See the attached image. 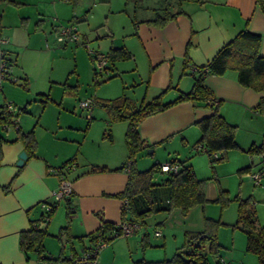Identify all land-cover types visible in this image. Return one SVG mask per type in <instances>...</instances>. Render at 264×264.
<instances>
[{"label": "crops", "instance_id": "1", "mask_svg": "<svg viewBox=\"0 0 264 264\" xmlns=\"http://www.w3.org/2000/svg\"><path fill=\"white\" fill-rule=\"evenodd\" d=\"M9 1L18 5L34 4L37 12L32 15L34 10L25 9L24 13H13L9 2L0 0V29L9 39L5 48L16 57L14 73L21 78L19 83H3L0 105L9 101L22 108L20 132L34 129L37 145L34 151L28 152L22 141L11 142L19 131L5 130L0 123V264H46L45 257L65 258L91 246V235L104 221L117 224L124 220V198L120 194L129 179V171L124 167L129 154L125 139L128 122L109 120L110 112L103 103L126 97L132 104H140L163 92V100L170 101L181 92L190 91L194 84L193 67L206 65L245 27L262 35L260 52L264 55V11L256 0H172L173 12H180L164 26H158L146 20L161 8L164 0H141L140 7L135 0H100L99 4L98 0ZM97 14L102 21L96 19ZM65 21H74L78 26L80 43L62 46L65 52L74 49L75 60L82 53V59L89 62L88 53L85 54L81 46L83 41H93L92 48L106 53L112 48H123L128 53L127 58L112 62L109 79L105 80L108 76L97 77L100 82L108 81L106 91L102 90L105 84L81 98L94 100L88 122L68 111L71 100L79 93V80L72 88L64 87L57 104L52 90L61 82L53 79L52 66L41 65L36 59L43 53L52 55V51H63L56 45L50 48L48 35L52 36L56 26ZM77 68L76 63L73 71ZM92 73L91 79L95 80L94 69ZM78 76L80 78L81 73ZM206 83L221 99V114L229 123L237 125L239 147L228 150L223 160L212 165L210 155L196 149L201 136L196 121L212 114L214 107L206 102L185 100L142 121L140 135L155 144L151 147L154 151L149 153L155 154L157 161L145 158V149L136 154L135 166L145 170L155 163L186 160L198 178L206 179L205 193L209 201H217L224 191V206L238 216L240 199L250 198L258 223L264 225V179L257 184L249 175L258 171L264 160L262 155L247 152L252 143L260 142L264 136V110L257 107L264 93L240 83L237 72L232 70L224 75H209ZM52 103L59 105L55 106L56 111L52 110ZM97 118L102 120L98 129H104L105 136L91 135L94 147L93 156H89L84 145L89 142V130ZM22 151H26L27 158L19 165ZM59 171L72 182L73 193L62 199L64 202H59L56 209L47 214V219L42 203L54 202V192L61 181ZM222 178H229L228 182L239 178L236 194ZM9 184L11 190L5 191L3 187ZM157 189L162 197H168L167 187ZM164 213L147 217L133 235L111 240L100 251V262L150 264L170 258H164L158 247L166 244L164 221H156L155 226L149 221L156 214ZM207 215L205 217H214ZM32 222L46 229L42 254L37 250L25 251L20 245L21 232L30 229ZM151 229L155 236H161L160 242L152 237ZM187 230L202 229L189 227L183 235ZM157 231L161 234L156 235ZM241 242L240 253L235 252L233 244L230 252L220 250L219 257L231 264H247L248 256V264H258L255 252L241 254ZM211 259L215 264L218 258Z\"/></svg>", "mask_w": 264, "mask_h": 264}, {"label": "trees", "instance_id": "2", "mask_svg": "<svg viewBox=\"0 0 264 264\" xmlns=\"http://www.w3.org/2000/svg\"><path fill=\"white\" fill-rule=\"evenodd\" d=\"M256 3L264 11V0H256ZM135 4L139 7L142 6L141 0H135ZM179 12H173L172 0H164L161 8H157L153 16L146 21L164 26ZM261 41V34L245 27L231 41L223 45L206 65L193 67V87L188 92H181L173 100L164 101L163 92L152 100L140 104H132L126 97L103 103L110 112L111 121L126 120L128 122L125 139L129 150L127 163H131V168L126 187L120 194L127 202L126 207L123 205L124 220H135L143 224L147 217L155 213L170 212L179 208L184 214H187L194 206L209 201L205 193L206 179L198 178L193 166L186 160L170 161L178 164L179 170L176 172L162 171L161 165L158 163L145 170H139L135 166L136 154L155 145L141 137L139 127L146 117L181 101L206 102L214 107V112L196 121L201 129L198 144L206 147L212 165L223 160L228 150L239 147L236 140L237 125L229 123L221 114L219 109L221 99L217 98L214 90L207 85L206 78L209 75H224L228 71H236L240 83L264 93V55L260 52ZM107 54L110 72L113 61L128 57V53L123 48H112ZM188 63L186 58V65ZM94 70L96 74L102 73L95 67ZM110 76L111 73L105 80L109 79ZM101 82L96 78L95 83ZM257 107L264 110V95ZM14 141H22L28 152L36 149L37 141L34 129L28 132H20L19 130L17 137L11 142ZM1 142L0 138V154ZM215 152L218 153V157L214 156ZM247 152L253 155H262L264 160V136L260 142L252 143ZM159 173H164L165 176L157 180L156 177ZM160 186L168 188V197L164 198L159 194L161 191L157 188ZM3 188L5 191H10L11 185ZM223 193L224 191H221L217 201H223ZM57 204V202L54 204L51 212L56 209ZM216 224L217 221L214 219L205 217V228L203 230H187L185 232L186 242L178 248L173 256L163 260L151 261L150 264H213L211 257L218 258L215 264H220L221 244L217 239ZM240 225L247 232L248 249L258 255V264H264V225L258 223L254 202L250 198L239 201L238 219L235 226ZM114 226L115 224L111 222L104 221L103 223L105 231ZM45 234V228H39L35 222H32L30 229L21 232L20 245L25 251L37 250L38 253L42 254ZM93 240L92 234L91 241ZM45 258L53 261L63 260V257L49 256Z\"/></svg>", "mask_w": 264, "mask_h": 264}, {"label": "rangeland", "instance_id": "3", "mask_svg": "<svg viewBox=\"0 0 264 264\" xmlns=\"http://www.w3.org/2000/svg\"><path fill=\"white\" fill-rule=\"evenodd\" d=\"M4 1L9 2L11 9L14 8L12 9L13 13H15L16 11H22V13H24L25 9L27 11L34 10V12H32L33 13L32 15H34V13L37 12L34 4L28 3V4L18 5V4L10 3L9 0H4ZM97 3L99 4L101 3V1L98 0ZM96 19L98 21H102V17H100V14H97ZM53 22L54 24H56L57 21H55L53 18ZM48 36H50L49 37L50 45H51L50 48L54 49L55 45L59 47H62L64 45L56 40L55 30L52 33V36L51 35H48ZM91 42L89 41L87 43H89L91 47H94L93 44H91ZM81 46L85 50L86 52L85 54H87L88 52L84 44H82ZM62 50L63 51H58L57 53L52 51V55L43 53L41 56H38V58H36L37 62L41 65L43 64L44 66H47V65L52 66V77H54L53 79H58L61 82V84L54 85V90H52V97L56 99L54 102H57V104L58 102L61 101L60 98L63 94L62 91L64 87L65 89L67 88V86L72 88V85H75V86L77 85V79L79 80L78 82L79 88H80L79 93L77 94V96H75L76 97L75 99L71 100V106L68 108L69 109L68 111L74 115L82 116L86 120V122H88L90 119L89 115L91 114L90 113L91 111L84 109L80 106V101L82 100L81 98H83V96H85L88 93H95V91H97L98 89L100 90L102 88L101 87L102 85H105V84L107 85L108 81L101 82V83H95V80L98 76L107 77L108 74L105 72H102L100 74L95 73V80H92L91 73L94 69V64L89 54H87L88 56L87 59L89 61L87 62L86 60L82 59L81 57L82 53L79 54V57L77 58V60H75L76 58L74 57L75 54L73 52L74 51L73 48L71 49L73 50L72 52H65L63 47H62ZM76 63H77L78 68L74 72L73 68ZM78 73H81L80 78L78 76ZM69 77H70L69 82L65 83V81ZM128 79L129 77H126L127 81ZM114 82L116 84V81ZM106 88H108V85L104 86V89L102 90L106 91ZM68 104L69 103H67V105ZM55 106H59V105H56V103H52V110L56 111L57 109L55 108L57 107ZM110 117L108 116L109 120H111ZM94 121H95L94 126L90 127V130H89V133H90L89 142L85 143L86 145H84L86 153L89 156H93L92 150L94 147V145H92L91 135L93 137H96L100 134V137L102 138L105 136V130L104 129L101 130V128L98 129V127L100 126L98 124H100L102 120L100 118H97ZM112 122H115V121H112ZM148 150L149 149L145 151L144 157L147 158L148 160L157 161L156 155L149 153ZM73 162L75 161L73 160ZM142 167L148 168L149 166H142ZM164 176H165L164 173H159L157 175V177H164ZM228 179L229 178H222V181L225 184L229 183L234 189V193L236 194L239 188V178L238 180L236 178H233L230 182H228ZM61 201L64 202V200H61ZM61 206L64 207V203H62ZM193 208H191V210L189 211L190 213L188 212L189 214L188 213L184 214L182 211L181 213L179 208H176L177 210L175 209L174 211L165 212L164 214H156L153 218L149 220L151 222V226H155L156 221L158 220L164 221V224H165L164 229H166L165 233L167 237L166 244L163 245L162 243L161 246H158L160 249L159 252L163 255L164 258L171 257L175 253V251L179 248V246L183 245L186 242L185 234L183 235V232L186 228L194 227V228H199L202 230L205 228V216L207 214H208L207 216L209 215L214 216L212 219L217 221L215 229L217 233V239L219 243L221 244L220 246L221 251L230 252V249H233V244H234L235 252L240 253V249H239L240 247H238V245L240 244L241 240H243L241 242V244L243 243V251H241V254H253L251 250H247V242H248L247 232L244 229H242L241 225L235 226L238 216L236 215V213L234 212L232 213V211L230 213L229 207L224 206V201L210 200V201H207L205 204L196 205L195 208L194 209ZM204 214L206 215L204 216ZM150 232L152 234V237L158 239L160 242L161 236L160 237L155 236L154 229H151ZM245 260L247 264L250 263L248 256L246 257ZM239 264H243V263H239Z\"/></svg>", "mask_w": 264, "mask_h": 264}, {"label": "built area", "instance_id": "4", "mask_svg": "<svg viewBox=\"0 0 264 264\" xmlns=\"http://www.w3.org/2000/svg\"><path fill=\"white\" fill-rule=\"evenodd\" d=\"M56 40L64 45L80 43V34L78 26L74 21H68L66 23L56 26L55 29ZM9 42V39L4 36L0 29V88L3 83L8 81L12 83H19L20 76L14 73L15 66L17 64L16 57L13 56L6 48L5 45ZM85 48L94 64V67L100 71L105 72L108 75L111 73L109 69V57L104 51L92 48L89 43L83 41ZM94 100L87 98L80 102V106L84 109L90 110L93 108ZM20 108L12 102H5L0 105V123L5 130H20ZM197 150L206 151V147L202 144L196 146ZM215 157H218V153H214ZM131 163L126 164L125 169L130 170ZM162 171H178L179 166L177 163H163L161 164ZM60 187L54 192V202H43L42 206L46 210V218L52 209L54 204L59 203L62 199L70 197L72 195V182L68 180L62 171ZM252 179L257 183H262L264 179V162L260 169L256 172L249 173ZM126 200L124 199L123 205L126 207ZM58 205V204H57ZM140 223L135 220H122L115 224L113 228L105 231L103 225L93 234L94 240L91 246L84 247L79 253H71L67 257L60 261L47 260L46 264H104L99 260L100 251L108 245V243L118 237H126L133 235L139 229ZM161 232L157 231L156 235H160ZM220 264H231L227 259L221 258Z\"/></svg>", "mask_w": 264, "mask_h": 264}, {"label": "water", "instance_id": "5", "mask_svg": "<svg viewBox=\"0 0 264 264\" xmlns=\"http://www.w3.org/2000/svg\"><path fill=\"white\" fill-rule=\"evenodd\" d=\"M153 151H154L153 148H150V149L148 150V152H153ZM26 158H27V153H26V151H22V152L20 153V155H19L18 164H19V165H22V164L24 163V161L26 160Z\"/></svg>", "mask_w": 264, "mask_h": 264}]
</instances>
